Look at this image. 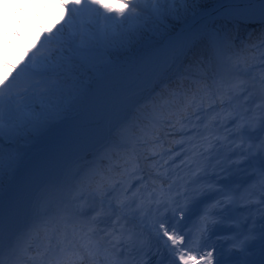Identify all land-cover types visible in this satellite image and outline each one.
I'll list each match as a JSON object with an SVG mask.
<instances>
[{
    "label": "snow or ice",
    "instance_id": "obj_1",
    "mask_svg": "<svg viewBox=\"0 0 264 264\" xmlns=\"http://www.w3.org/2000/svg\"><path fill=\"white\" fill-rule=\"evenodd\" d=\"M121 2L60 0L63 26L19 70L4 65L0 264H147L153 248L156 264H264V139L250 142L252 131L264 134V0H222L212 17L198 11L203 0ZM249 23L259 36L238 43ZM173 29L169 54L206 38L199 54L130 97L90 152L42 181L23 210L15 199L6 206L5 174L16 176L35 141L74 118L84 78L104 79L146 33ZM159 55L147 50L137 63L147 69ZM249 169L255 182L244 187ZM252 203L255 213L238 211Z\"/></svg>",
    "mask_w": 264,
    "mask_h": 264
},
{
    "label": "rangeland",
    "instance_id": "obj_2",
    "mask_svg": "<svg viewBox=\"0 0 264 264\" xmlns=\"http://www.w3.org/2000/svg\"><path fill=\"white\" fill-rule=\"evenodd\" d=\"M58 2L59 0H44L43 2L41 0H36L35 2L34 0V2L31 4L25 5L26 0H20L19 2L17 1L14 7L8 10V12L1 14L0 46L4 47V49L0 52V77L8 76L9 70L4 67L5 64L9 66H17V70H19V67H22V63L19 64L20 62L16 58V47L19 46L24 52L23 54H31L32 51H35L37 48H39L45 36L50 31L47 30V27L43 22L44 14L50 18L52 25L58 28L62 27L60 23H64L66 18L64 17L61 7L57 5ZM177 6H181L179 1L177 2ZM32 10H37L38 12V14H35L37 17H34L33 20L30 19L31 15L28 14L31 13ZM211 10H214V8ZM211 10H202V12L205 14ZM42 12L44 14H42ZM17 16L21 17L17 18L14 22L13 20ZM200 17L201 16L198 15L194 19L191 18L190 23L195 22ZM10 29L11 32H9ZM30 33H32L31 36L29 35ZM29 37L32 38L30 42L28 41ZM9 47L14 53L13 56H11L12 53L9 51ZM157 51L160 53V50ZM179 52L180 51L171 57L172 60L167 65L169 69H172L174 60L181 54V52ZM160 56L161 53L159 57ZM8 58L10 61L5 63L3 60H7ZM158 60L159 59H157L150 67L156 64ZM141 67L142 65L140 64L137 70L127 71V76L121 82H117L119 77H116L117 75L111 76V73L107 74L104 79H100L96 83H91V80L90 82H86L85 86L83 87L85 94L82 96L80 103L77 105V110L73 114L74 118L68 124L62 125L63 127L55 133V136L52 137V141L49 139L50 142L48 143V147L69 144L78 138L85 137L90 130L97 128L99 121L103 120L104 118L106 100L111 90L128 85L133 87L148 86V79H143L145 77V73L150 69V67L147 69ZM4 68L6 70H4ZM124 69L126 70V68ZM12 74L15 75L14 72ZM160 75L161 77H164L165 72H162ZM90 85L95 87L93 92H88ZM146 91L147 90H139L133 95H126L115 105H113L109 111L111 113L109 116L111 122L113 123L123 112L126 101L130 97L143 94ZM49 135L50 133L46 135L44 139L48 138ZM45 141L46 140H43L42 143ZM81 154V150L77 154H72L67 160V163H69L68 166L72 164L74 160H76V158ZM12 179L13 177H11V180Z\"/></svg>",
    "mask_w": 264,
    "mask_h": 264
},
{
    "label": "bare ground",
    "instance_id": "obj_3",
    "mask_svg": "<svg viewBox=\"0 0 264 264\" xmlns=\"http://www.w3.org/2000/svg\"><path fill=\"white\" fill-rule=\"evenodd\" d=\"M211 15H215V13L213 12V14ZM249 32H252L253 35L251 36V40H249ZM246 36L248 38V42H252L255 41L256 38L259 36V26L255 27L254 25H248L246 26V28L244 29V31L242 33H239V35L237 36ZM175 41L173 37L169 38V40L165 43V46H169V44L171 42ZM171 62V55H169L168 53L165 54L164 56V61H163V67L164 69H166V67H168L167 65ZM159 61L154 64L152 67H150V69L145 73V77L143 80L148 79L152 73L155 71L157 65H158ZM141 68H144L143 66ZM118 99V98H117ZM118 100H116L114 102V104L117 102ZM110 127V121H108V123L105 126V129L101 130L99 133H101L98 137H96L95 139H93L92 141L89 142V146L91 144H94L97 140H99L100 138H102L108 131ZM98 133V134H99ZM88 145V144H87ZM81 146V147H77L74 148L73 151H71L70 153L66 154L59 162H58V168L62 169L65 164H66V159L71 156L72 154H77L82 148H84L85 146ZM60 147V146H59ZM64 151L63 148L59 149V148H54L50 151H48L46 154H42V155H33L34 157L32 159H30L26 164L25 167H23L21 169V171L13 177L12 181L9 183L5 193H4V202L5 205L7 206L10 199H15L16 202L18 203L20 209H24V207L27 205L28 200L30 199L32 193L36 190L37 186L40 184V182H35L33 183V178L36 177L38 175V173L41 172V169H51V166L42 167V160L43 158L46 157H50L53 156L54 159H56V157H60L61 153ZM46 170V171H47ZM47 173L43 176L46 177Z\"/></svg>",
    "mask_w": 264,
    "mask_h": 264
},
{
    "label": "trees",
    "instance_id": "obj_4",
    "mask_svg": "<svg viewBox=\"0 0 264 264\" xmlns=\"http://www.w3.org/2000/svg\"><path fill=\"white\" fill-rule=\"evenodd\" d=\"M178 1L179 0H177V2ZM106 2L114 4L117 8L122 7L121 0H111V1L110 0H106ZM133 2H135V0H133ZM177 2H176V7H181V6H177ZM220 4H222V0H203V3L199 6L198 11H202L204 9H209L211 7H214V6H217V5H220ZM59 5L61 6L60 1H59ZM61 10H62V12L64 14V17L67 20V14H66V11H65L64 7L61 6ZM42 14H44V13L42 12ZM113 15H114V13H113ZM43 22H44L45 26L48 29L51 28V27H53V29L55 28L54 31H56L58 29V27H56V26L51 24L50 18H48L45 14H44ZM222 23H224L223 20L216 21L217 26H219ZM60 24L63 26L64 23H60ZM248 25H250V24H242V25H240L237 35H239V33H242L244 31V29L246 28V26H248ZM229 27H231V25H229ZM176 32H177V29H173L170 34H173V33H176ZM170 34H168V35H170ZM168 35L162 36V35H160L158 33H156V34L146 33L145 34V38L142 41V43L140 45H137L132 50L131 54L119 57V61L122 64H127L129 66H134L135 67L136 64H137V59L139 58L140 55H142L147 50H154L155 48H160L161 45L163 44L164 40L166 39V37ZM241 36H243V35L238 36V39ZM29 39L32 40L31 37ZM203 47H204V45H196V44L191 43L187 48L184 49V52L182 53V55H181V57L179 59L178 67H180L182 69L184 67H186L187 64L195 56H197L199 54L200 50ZM9 51L12 53L11 56H13L14 53L11 50L10 47H9ZM18 51L23 52L19 46L16 47V57H17V59H18V56H17ZM0 52H1V50H0ZM25 58H26V56H25ZM85 79H87V78H84V80ZM7 176L8 175L5 174V176L3 178V184L7 180ZM2 187H3V185H2Z\"/></svg>",
    "mask_w": 264,
    "mask_h": 264
},
{
    "label": "water",
    "instance_id": "obj_5",
    "mask_svg": "<svg viewBox=\"0 0 264 264\" xmlns=\"http://www.w3.org/2000/svg\"><path fill=\"white\" fill-rule=\"evenodd\" d=\"M221 9V6L220 7H218V8H216V9H214V10H212L215 14L217 13V11L218 10H220ZM213 12H211V13H205V16L206 17H211V15L210 14H213ZM217 19H220L219 17H217ZM201 20H204V18L203 17H200L199 19H197L195 22H192L191 24H192V26H193V28L199 23V22H201ZM170 37H173L174 38V40H176V38H177V33L176 34H174V35H171ZM167 49H168V47L167 46H164V48H163V51H162V57H161V59L159 60V63H158V65H157V67H156V69H155V71H154V73H153V75L151 76V78L150 79H152V82L154 81V79L156 78V76L159 74V72H160V70L162 69V65H163V61H164V55L165 54H167L168 52H167ZM178 51V50H177ZM176 52V51H175ZM175 52H172V53H175ZM172 53H170V54H172ZM169 54V53H168ZM149 85H151L150 83H148ZM134 92H138V89L137 88H135V89H132V90H129V91H124V90H118V91H115L114 93H112L110 96H109V98H108V103L109 102H111L112 100H113V98H115V97H119V96H122V95H126V94H128V93H134ZM105 122H103L99 127H98V129H96V131H94L92 134H90V135H88V136H86V137H84V138H82V139H77L74 143H72L71 145H67V146H62V147H60L59 149H61V148H63L64 149V151L66 152V153H70L71 151H72V148H75V146H77V145H79V144H84L83 142H85L86 140H91V139H93L98 133H99V131H101V130H103L104 128H105ZM54 147V146H53ZM47 151H44V153H46ZM62 153H61V155H60V157H57V159H60L61 157H62ZM50 160H47V158H45V160H44V165H47V163L49 162ZM57 169H59V168H57ZM40 179V177H37L36 179H34V182L35 181H38Z\"/></svg>",
    "mask_w": 264,
    "mask_h": 264
}]
</instances>
